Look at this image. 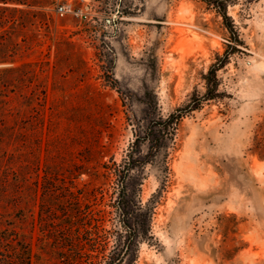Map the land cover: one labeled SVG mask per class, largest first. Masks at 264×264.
<instances>
[{"label": "rangeland", "instance_id": "374dc122", "mask_svg": "<svg viewBox=\"0 0 264 264\" xmlns=\"http://www.w3.org/2000/svg\"><path fill=\"white\" fill-rule=\"evenodd\" d=\"M28 1L0 0L48 14L0 45H22L15 64L0 63V264H22L25 246L30 264H110L116 249L118 264H264V0L229 7L245 44L219 72L223 98L182 120L167 187L158 160L128 181L144 205L158 195L134 244L115 182L95 174L205 91L229 33L200 0H111L123 11L115 24L106 0ZM137 222L148 227L145 211Z\"/></svg>", "mask_w": 264, "mask_h": 264}, {"label": "trees", "instance_id": "16d2710c", "mask_svg": "<svg viewBox=\"0 0 264 264\" xmlns=\"http://www.w3.org/2000/svg\"><path fill=\"white\" fill-rule=\"evenodd\" d=\"M19 4H24L28 6H35L34 2L28 0H17ZM204 2L210 9L214 10L218 16L222 18V23L224 28L229 33V43L224 54H217L216 61L213 62L207 72L202 73V80L204 83L205 91L201 92L196 89L191 95L190 99L182 106L178 107L174 112L170 113L167 117H159L158 120L148 127L145 132L144 138L136 134V140L132 143L130 149L124 156L121 162H117L114 159L111 164L105 163L103 166L104 171H99L95 174L98 177H105L107 181L115 182L116 196L114 197V207L117 209L120 215L125 230L127 231V240L130 244L137 243L138 240L143 235H149L150 233V222L154 214L155 206L153 202H158V195H154L147 204H143L142 201L137 200L138 195L136 192H132L129 185V180L137 172L139 176H142L144 169L147 164L162 162V167L164 168L165 180L164 187H167V182L169 181V166H168V148L169 144L175 141L177 136L179 126L182 120L195 111H200L204 108L205 104L212 101H219L223 98V92L221 91V80L219 78V72L224 69L232 55L236 52L242 51L240 46H244V41L241 38L240 30L238 25L235 23L234 19L229 13V7L231 5H236L240 0H200ZM251 3L256 0H246ZM47 6L54 3V0H47ZM118 3L112 2L111 0H106L104 12L108 15L105 20L111 24L118 22L119 18L122 16L123 11L117 8ZM116 7V8H115ZM46 8H0V45L5 44L4 40L7 38L10 40V35L17 30L24 29L29 25H36V22L30 24L32 18L38 17L42 22L48 21V14L44 11ZM114 10V11H113ZM113 12L117 14L114 16ZM36 27H39L36 25ZM26 42V40H24ZM13 49L10 50L11 54H3L0 52V63H16L15 48L21 47L19 43H13ZM30 48V46H28ZM35 64L34 62H27L24 66H31ZM22 66L15 65L10 71H17ZM149 142L150 153L144 156L141 154V142ZM258 144L262 145L264 148V138L258 140ZM261 157H264L262 155ZM142 185V179L139 186ZM162 192V191H160ZM145 211V217L147 218L148 227L142 231L138 227V219L141 216V212ZM143 233V234H142ZM122 235L119 234V237ZM122 238L119 240V247L122 245ZM120 253L118 250H114L111 256L110 264H118ZM23 258H21L22 264H30V249L28 246L23 247Z\"/></svg>", "mask_w": 264, "mask_h": 264}, {"label": "bare ground", "instance_id": "6f19581e", "mask_svg": "<svg viewBox=\"0 0 264 264\" xmlns=\"http://www.w3.org/2000/svg\"><path fill=\"white\" fill-rule=\"evenodd\" d=\"M179 32H180V34L182 35V37H186L187 36V31H186V29H183V28H181V29H179ZM192 54V50H186L185 51V56H189V55H191ZM258 162V161H257ZM256 164H258V163H256ZM261 164V163H260ZM258 167H260V166H258Z\"/></svg>", "mask_w": 264, "mask_h": 264}, {"label": "built area", "instance_id": "2783aa9c", "mask_svg": "<svg viewBox=\"0 0 264 264\" xmlns=\"http://www.w3.org/2000/svg\"><path fill=\"white\" fill-rule=\"evenodd\" d=\"M59 12L62 13V14L65 13L66 12V8L65 7H60L59 8Z\"/></svg>", "mask_w": 264, "mask_h": 264}]
</instances>
